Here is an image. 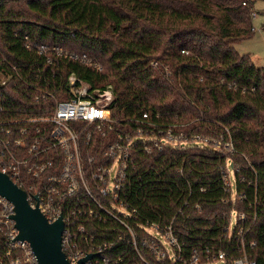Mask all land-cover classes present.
I'll return each mask as SVG.
<instances>
[{
    "label": "trees",
    "instance_id": "trees-1",
    "mask_svg": "<svg viewBox=\"0 0 264 264\" xmlns=\"http://www.w3.org/2000/svg\"><path fill=\"white\" fill-rule=\"evenodd\" d=\"M254 3L0 0V79L11 81L0 85V120L50 116L54 102L36 101L37 90L67 100L66 80L73 74L91 90L112 87L110 109L123 131L134 130L130 121L147 113L154 120L158 114L159 125L182 126L190 137L222 136L234 153L200 141L151 153L141 143L134 146V168L120 192L137 209L127 222L138 241L149 235L151 224H172L189 250L200 244L226 249V239L219 238L228 215L255 202L257 218L246 240L255 242L251 259L264 264V67L234 49L252 36ZM26 41L85 55L101 70L51 53L39 56L25 48ZM227 159L240 167L234 185L236 194H246L244 202H232L225 192ZM241 177L257 182L256 189L247 188ZM112 225L90 230L95 243H114L107 257L121 258V264H156L140 245L135 251L118 242V234L129 238V232H111ZM3 253L0 235V264H8Z\"/></svg>",
    "mask_w": 264,
    "mask_h": 264
},
{
    "label": "built area",
    "instance_id": "built-area-1",
    "mask_svg": "<svg viewBox=\"0 0 264 264\" xmlns=\"http://www.w3.org/2000/svg\"><path fill=\"white\" fill-rule=\"evenodd\" d=\"M25 48L39 56L51 53L101 70L99 64L85 55H69L58 47L26 41ZM47 61L50 62L49 57ZM151 65L156 66V63ZM9 67L15 71V67ZM10 82L9 78L0 79L2 86ZM65 89L70 98L60 101L46 90H37L36 101L53 100L50 116L0 120V172L25 191L29 205L32 208L37 205L49 223L62 218L61 245L69 264H78L88 254L94 257L83 264H121V258L110 259L105 254L114 243L97 244L90 232L109 224H114L107 228L111 232H129V238L118 234V242L131 245L135 251L140 245L156 264H257L249 254L255 242L246 240L257 218L255 202H248L244 211L225 215L229 222L219 239H226V249L200 244L189 250L185 243L179 242L172 224L163 227L151 224L146 228L149 235L138 241L127 222V218H135L137 209H131L120 197L134 168L132 149L138 143L146 153H151L161 151L165 146L184 147L191 141H200L211 143L217 149L223 146V151L230 153V149L232 154L234 149L229 141H224L222 136L217 140L190 137L182 126L159 125L158 114L154 115V120L144 113L141 118L130 121L136 125L134 130L123 131L117 126L121 121L112 117L111 86L91 90L88 84L71 74ZM234 170L240 171V167L236 166ZM227 175L224 173L222 180L225 192L232 196L235 185L232 189ZM240 182L247 188L256 189L257 182L245 181L243 177ZM231 200L244 202L246 194L235 193ZM222 202L227 200L222 199ZM196 209L199 210L197 205ZM12 215V204L0 197L3 258L8 264H37L29 244L16 240ZM232 215L235 216L233 223Z\"/></svg>",
    "mask_w": 264,
    "mask_h": 264
},
{
    "label": "water",
    "instance_id": "water-1",
    "mask_svg": "<svg viewBox=\"0 0 264 264\" xmlns=\"http://www.w3.org/2000/svg\"><path fill=\"white\" fill-rule=\"evenodd\" d=\"M0 197L13 206L12 220L17 230V241L27 242L37 264H69L62 250V218L49 223L40 213L37 205L32 208L24 190L14 184L4 173L0 172ZM88 254L78 264L93 258Z\"/></svg>",
    "mask_w": 264,
    "mask_h": 264
},
{
    "label": "rangeland",
    "instance_id": "rangeland-1",
    "mask_svg": "<svg viewBox=\"0 0 264 264\" xmlns=\"http://www.w3.org/2000/svg\"><path fill=\"white\" fill-rule=\"evenodd\" d=\"M253 9L254 14L251 19V26L253 29L252 36L247 40L236 43L234 45V49L239 55L248 54L256 67H264V1L255 0ZM184 129L185 128H183V130ZM199 136L203 137L201 135ZM204 138L207 137L204 136ZM228 151L231 153L230 149H228ZM231 164L232 162L227 159L224 170L225 174H228L227 177L229 178L232 189H234V166H232ZM234 196L235 191L233 190L232 197L234 198ZM231 219L233 223L235 220V216L232 215Z\"/></svg>",
    "mask_w": 264,
    "mask_h": 264
}]
</instances>
